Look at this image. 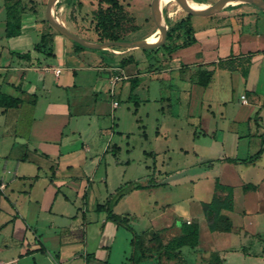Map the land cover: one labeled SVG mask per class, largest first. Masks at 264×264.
<instances>
[{
  "label": "crops",
  "instance_id": "0c3cea01",
  "mask_svg": "<svg viewBox=\"0 0 264 264\" xmlns=\"http://www.w3.org/2000/svg\"><path fill=\"white\" fill-rule=\"evenodd\" d=\"M32 1L33 3L26 7L22 0H19L21 4L17 6V10L20 33L5 37L3 32V44L0 48V92L18 97L22 101L18 107L5 110L0 107V143L4 145L9 142L8 138L12 139L5 153V161L12 159L15 162L14 171L6 169V174L11 176L5 179L0 176V197L4 199L0 204V211L4 210L10 214L0 223V234L5 235L0 237V264H55L56 260L72 258L80 251L86 240L87 220L84 212L89 182L95 177L106 180V169L100 171L104 155L108 150L115 154L119 149L116 143H101L104 137L109 140L110 136H113V127L116 125L112 121L110 127H105L101 118L107 113L114 117L115 109L119 106L116 86L119 85L118 91L126 89L125 91L129 92L130 77L139 78V84L134 91L147 99L152 79L165 78L168 86L175 88L177 99H187L189 110L193 108L194 111L195 105L200 103L199 110L202 112L205 107L206 113L210 112L213 117L215 110L212 106L216 104L225 107L224 100L228 98V93L233 94L236 88L239 93V109L231 121H244L249 124L250 114L258 110L254 123L258 127L257 132L259 129L264 132V104L259 103L260 92L263 93L264 102L261 67L264 61V37L256 27L259 17L264 20V8L257 4L235 1L211 13L188 8L185 13L191 12L190 25L195 41L175 50L163 47L156 50L163 44L173 46L181 42L183 32L177 31L171 38L162 39L158 43L136 47L117 45L118 48H110L116 61L107 63L100 54L106 48H75L73 39L49 23L46 18L48 0L42 10L39 5L33 6L36 0ZM8 3L10 2L4 0L5 24ZM64 4V0H57L53 9L58 5L62 8ZM195 17L200 18L194 22ZM43 18L54 29L51 30L50 43L52 56L45 53L47 48L39 51L33 48L40 39ZM252 20L254 28H244V24ZM59 23H63L69 31L77 34L71 30L76 29L74 21L64 18ZM158 27V22L154 23L141 38H151L159 31ZM81 35L79 36L86 40L92 39L83 33ZM121 47L126 49L122 50ZM26 51L30 52L29 59L15 54ZM128 56L131 60L120 66L119 61ZM47 57L54 59L55 63L46 61ZM56 68L60 69L58 73H55ZM199 68L213 70L212 79L205 87L196 83V70ZM80 73L84 80L89 81L90 93L86 97L94 95L90 101L91 105L86 108L82 107V97L64 98L61 93L76 86L75 78ZM216 76L220 79L226 78L228 85H220V89L217 87V91L226 88V92L219 91V95H216V89L212 87ZM113 77L116 79L112 80ZM173 80L175 84H172ZM103 81L110 84L108 104L95 95L96 91H101ZM41 94H46L44 100ZM161 97L169 99L168 96ZM198 98L199 103L196 101ZM40 101L42 106H39ZM114 101L117 102L116 105ZM218 131L224 129L215 121L208 131L201 130L199 134L208 136L213 133L212 138L219 143L225 136L216 138ZM166 132L164 129L156 130L155 138H166ZM142 133L146 137L145 131ZM227 134L235 142L242 137L232 129H229ZM3 153L1 151L0 156ZM145 153L154 154L148 151ZM224 157L235 156L223 153L218 157L221 158L218 161L228 162L222 159ZM218 161H213L210 165L208 162L206 167L214 168L215 162ZM39 179L42 182L37 185ZM257 184L255 191L259 189ZM136 190L133 189L121 197L113 206V212L122 198L128 197ZM111 193L110 191L105 199ZM9 204L15 213H11ZM228 211L231 210L224 209L221 213L230 219L231 228L211 231L216 237L235 230ZM115 213L125 216L129 221V211ZM241 213L246 214V211ZM189 218L191 216L182 210L169 225L159 230L161 240L165 242L180 234L181 222ZM111 222L102 219V230L111 228ZM196 246L188 248L196 249ZM184 247L187 246H182L179 250ZM230 248L233 247H218L212 244L214 253H223L225 261ZM85 257L89 258L88 253Z\"/></svg>",
  "mask_w": 264,
  "mask_h": 264
},
{
  "label": "rangeland",
  "instance_id": "374dc122",
  "mask_svg": "<svg viewBox=\"0 0 264 264\" xmlns=\"http://www.w3.org/2000/svg\"><path fill=\"white\" fill-rule=\"evenodd\" d=\"M69 1L62 8H59V5L55 7L54 16L58 14L62 19L74 21L76 29L71 28V30L76 31L75 33L80 36L83 33L87 37H91L92 42L111 41H99V33L94 28L95 12L98 6L105 8L106 3L101 1L99 3V0H79V4L77 0ZM204 1L210 4L216 3L218 0ZM22 2L26 7L33 3L32 0H22ZM46 2L47 0H36V4L33 6L39 5L42 10L45 8ZM119 2L123 6V9L117 13V16L122 20L120 31L123 40L121 41L135 42L144 39L141 36L154 23L158 22L156 15L158 0H119ZM188 8L191 7L184 0H167L161 7L162 16H167L169 21H174L185 16V11ZM199 18L195 17L193 21L195 22ZM259 18L256 27L264 37V20ZM4 24V0H0V48L3 44ZM254 26L253 20L244 24L246 29L254 28ZM158 32L151 38H157ZM112 47L118 48L117 45H110L100 52L104 57V62L116 61V57L110 49ZM121 49L124 50L126 47H121ZM46 61L51 64L55 63V60L50 57H47ZM261 67L264 80V61L261 63ZM75 80L76 86L70 87L68 91H62V96L70 99L73 96L82 97V107H89L90 101L94 97V95L86 97L90 93L89 81L84 80L81 73L76 75ZM226 82V78L215 77L212 87L216 89V95L220 94L219 91L226 92V88L217 91V87L220 89V85L228 87ZM109 88L110 84L103 81L101 91L95 92V95L106 104L110 101ZM118 88L119 85L116 86L119 106L115 109L114 117L107 113L101 118L102 125L105 127H110L112 121L116 123L113 127V136H110L109 140L104 137L101 143L110 141V145L116 143L119 149L115 154L108 150L104 155L100 171L106 169V180H99L98 177H95L93 181L89 182L90 187L86 196L84 212L87 220L86 240L82 244V248L74 257L56 260L55 264H130L128 256L131 251V231L124 226L115 225L111 220L108 221L114 227L102 230V219H107L106 213L96 211L95 204L97 201L103 202L106 195L110 191L114 193L117 187L127 189L129 184L135 182H146L151 185L144 189H137L128 197L122 198L114 211L118 213L130 212L128 223L141 234V242L146 250H155L159 230L169 225L177 214L182 213V210L191 216L187 221L198 223L199 238L196 249H189L187 246L176 252L162 253L159 256V264H264V152L255 160L254 164H231L218 161L215 162L214 168L206 167V163L210 159L218 158L223 153L245 157L248 154H253L260 146L262 130L259 129L257 132L254 112L250 114L249 124L244 121L236 123L231 121L237 115L234 116V113L239 109L237 89L235 88L233 94L228 93V98L224 100L225 107H219L216 104L212 106L215 110L213 117L209 114L210 112L206 113L204 106L202 112L199 110V98L196 100L199 104L195 105L194 111H192L193 108L189 110L187 99L183 97L177 99L175 88L168 86V81L165 78L163 80L152 79L149 98H143L141 94L138 95L140 101L137 105L127 99L126 89L121 92L118 91ZM259 94L261 105L263 93ZM41 95L44 100L46 94ZM161 96H168L169 99H164ZM42 101L39 106H42ZM215 121L218 122L220 128L224 129V131H218V136H216V138L225 136L224 140H220L219 143L212 138L213 133L208 136L199 134L201 130L208 131L210 127L214 126ZM163 129L167 131L166 138H155V131ZM229 129L242 135L238 142L232 141V138L228 137ZM143 131H145L146 137L143 136ZM195 131L198 136L194 135ZM7 140L9 142L4 145L0 143V153L4 152L0 156V176H4V179L11 176V174H6V169L14 171L15 165L12 159L5 161V153L12 142L10 138ZM145 151L154 152V154L145 153ZM216 180L231 185L234 191V209L228 211L227 214L230 216L235 230L218 237L209 231L201 208L202 201L210 200ZM249 181L258 183V191H255L256 188L241 189V185ZM40 182H42L41 179L36 182L37 185ZM3 200L1 196L0 204ZM77 202L80 204V199ZM8 206L11 213H15L11 205ZM245 211L246 214L241 213ZM6 215L10 214L4 210L0 211V223ZM4 236V233L0 234V237ZM212 244L218 247H233L228 251L226 261L222 257L223 253H214ZM103 245H107V247H103ZM86 253L89 258L85 257ZM153 262L154 258H143L139 264H154Z\"/></svg>",
  "mask_w": 264,
  "mask_h": 264
},
{
  "label": "trees",
  "instance_id": "16d2710c",
  "mask_svg": "<svg viewBox=\"0 0 264 264\" xmlns=\"http://www.w3.org/2000/svg\"><path fill=\"white\" fill-rule=\"evenodd\" d=\"M10 3L6 6L7 10V20L4 28L5 37H11L20 33V21L18 16L17 6H19V0H6ZM104 2L107 4L105 8L98 6L95 12V23L94 28L99 33V41L111 40V41H121V27L122 20L117 16V13L123 9L122 4L119 0H99V3ZM68 3L69 0H64ZM79 4L80 1L77 0ZM23 8V7H22ZM191 12H187L185 16L171 22L165 16L167 22V31L165 33L164 39H169L177 31L183 32V39L181 42L173 45L166 46L162 45L156 48L158 50L160 47L169 50H175L183 46L189 45L191 42L195 41L192 36V27L190 25ZM43 25V30L40 35V39L34 44V50H42V48H47L45 53L52 56L51 49V30L53 27L48 23L46 19L41 20ZM75 48H84L86 46L73 41ZM47 44L48 47H47ZM155 50V49H154ZM17 56L29 59L30 52L26 51L23 53L16 52ZM131 60V57L122 58L119 61L120 66L126 65ZM213 70L207 69H197L196 70V83L205 87L209 84L212 79ZM139 78L137 76H132L129 79V92L127 99L132 100L135 105L140 101L139 96L135 93V88L139 84ZM21 99L15 96H11L0 92V107L3 110L10 107H18L21 104ZM264 102L262 103V105ZM258 115V110L255 112V116ZM264 152V132L261 133V143L259 148L253 153L248 154L245 157H224L222 158L228 162H239L245 165L254 164L255 160ZM221 158H215L209 160V165L213 161H218ZM151 185L150 183H140L135 182L129 184L125 187H117L115 192L110 194L103 202L97 203L95 206L96 211H104L106 213V218L114 222L117 226L121 225L131 231L130 245L131 251L128 257L130 264H139L143 258H154V264H159V256L162 253L168 251L176 252L182 246L195 247L198 244L199 227L197 222L193 221H182L180 224V234L170 237L167 241H162L157 233L158 243L155 250L148 251L143 247L141 242V234L132 228L128 223V218L125 216H120L119 214L113 212L112 208L117 203V201L123 197L126 193L133 189L144 188ZM256 185L251 182H246L242 185V190L255 189ZM234 206V196L233 187L229 184L221 183L219 180L215 181L214 192L208 201L201 202V208L203 216L206 219V225L210 231L214 230H229L231 228L230 219L227 216L222 215V210H232ZM156 233V232H155Z\"/></svg>",
  "mask_w": 264,
  "mask_h": 264
},
{
  "label": "water",
  "instance_id": "95a60500",
  "mask_svg": "<svg viewBox=\"0 0 264 264\" xmlns=\"http://www.w3.org/2000/svg\"><path fill=\"white\" fill-rule=\"evenodd\" d=\"M57 0H48L47 2V7H46V18L49 21V23L57 30L68 36L69 38L73 39L74 41L87 46L91 48H108L110 45H123L127 47H136V46H145L147 44L151 43H157L158 41L162 40L165 36V33L167 31V24L166 21L164 20V17L162 16V10H161V1L158 0L156 4V15H157V20H158V28H159V34L156 38V40H149V39H140L136 40L135 42L133 41H105V42H92L89 40H86L82 37H80L77 34L72 33L69 31L66 26L63 23H59L56 21L55 16L53 14L54 11V3ZM187 5H189L193 10L199 11V12H204V13H211L219 10L222 8L224 5L230 2H252L257 4L258 6L264 8V0H219L215 4L207 7V8H197L193 7L189 4V0H184Z\"/></svg>",
  "mask_w": 264,
  "mask_h": 264
},
{
  "label": "bare ground",
  "instance_id": "6f19581e",
  "mask_svg": "<svg viewBox=\"0 0 264 264\" xmlns=\"http://www.w3.org/2000/svg\"><path fill=\"white\" fill-rule=\"evenodd\" d=\"M167 0H162L161 1V6H163L166 3ZM189 4L193 7L197 8H207L211 6L208 2L204 0H189ZM55 19L57 22H62V18L57 14L55 15ZM156 37L149 38V40H155Z\"/></svg>",
  "mask_w": 264,
  "mask_h": 264
},
{
  "label": "built area",
  "instance_id": "2783aa9c",
  "mask_svg": "<svg viewBox=\"0 0 264 264\" xmlns=\"http://www.w3.org/2000/svg\"><path fill=\"white\" fill-rule=\"evenodd\" d=\"M60 71V69L59 68H56L55 69V73H58ZM114 79H116V77H113V79L112 80H114ZM241 98L243 99V101H245V99H244V96L243 95H241ZM117 104V102L116 101H114V105H116Z\"/></svg>",
  "mask_w": 264,
  "mask_h": 264
}]
</instances>
